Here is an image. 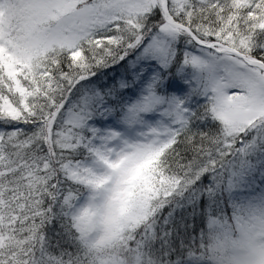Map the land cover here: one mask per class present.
Masks as SVG:
<instances>
[{
  "label": "snow or ice",
  "instance_id": "snow-or-ice-1",
  "mask_svg": "<svg viewBox=\"0 0 264 264\" xmlns=\"http://www.w3.org/2000/svg\"><path fill=\"white\" fill-rule=\"evenodd\" d=\"M0 264H264V0H0Z\"/></svg>",
  "mask_w": 264,
  "mask_h": 264
}]
</instances>
